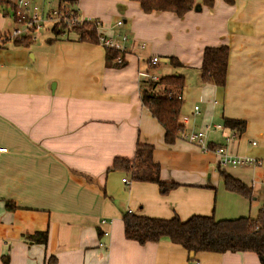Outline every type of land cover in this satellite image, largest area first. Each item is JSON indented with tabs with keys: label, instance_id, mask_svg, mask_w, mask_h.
Listing matches in <instances>:
<instances>
[{
	"label": "crops",
	"instance_id": "1",
	"mask_svg": "<svg viewBox=\"0 0 264 264\" xmlns=\"http://www.w3.org/2000/svg\"><path fill=\"white\" fill-rule=\"evenodd\" d=\"M3 1L0 35L23 26L13 5L25 15L19 0ZM26 1L29 13L54 18L43 28L51 26V37L38 41L31 31L27 46L0 44V148L7 149L0 152V264H261L252 252H201L191 262L170 240L142 245L125 237L123 215L228 220L264 208V167L222 166L216 153L223 147L264 160V0H197L183 17L146 13L133 0H63L79 20L97 23L98 35L122 44L121 65L102 44L67 29L56 36L59 0ZM221 46L229 48L223 87L201 79L205 50ZM153 57L165 61L153 66ZM146 75L184 79L183 134L172 144L143 102ZM227 119L244 121L245 131ZM199 131L207 150L186 139ZM138 145L152 147L160 180L176 187L162 194L157 183L110 170L115 159L134 158ZM72 171L96 178L105 192ZM223 173L252 189V198L228 190Z\"/></svg>",
	"mask_w": 264,
	"mask_h": 264
},
{
	"label": "trees",
	"instance_id": "2",
	"mask_svg": "<svg viewBox=\"0 0 264 264\" xmlns=\"http://www.w3.org/2000/svg\"><path fill=\"white\" fill-rule=\"evenodd\" d=\"M140 3L146 13L153 11H170L183 17L187 12L196 7L197 0H133ZM71 2V1H70ZM212 4V2L205 1ZM7 3V2H6ZM5 1L0 0V8L7 6ZM15 22L18 25L26 23V16L21 13L17 6L13 5ZM75 11V10H73ZM93 23L84 21L81 25L69 26L65 18L61 17L55 25L53 32L56 36L62 34L66 29L79 35L80 41L99 44V35ZM34 41L32 37L22 36L15 38L17 46H27ZM109 58L115 61L124 56L122 52L107 48ZM229 48L221 46L218 48H207L204 52V60L201 67V79L204 83L215 86H225L227 82ZM117 64V63H116ZM171 64L179 66L174 58ZM118 65V64H117ZM148 87L143 90V102L149 108L152 115L164 126L166 130L165 140L168 144L174 143L183 134V127L178 122V112L181 101L168 99L167 96H158L156 88L168 92H181L184 87V79L181 76H164L158 81L147 79ZM226 126L242 133L246 129V123L238 120H226ZM152 147L138 145L134 158H117L114 160L110 170L127 172L135 181H146L157 183L160 192L166 194L176 187V184L162 182L159 177L160 167L152 157ZM74 177L91 186H99L96 178L72 171ZM225 186L230 191L238 192L247 198H252V189L236 178L223 173ZM102 189V187H100ZM103 190V189H102ZM104 191V190H103ZM105 192V191H104ZM125 237L128 240L137 241L144 245L148 242L170 240L181 245L189 253L201 252H252L255 253L261 264H264V208L255 217H240L237 219L216 220L212 216H193L187 221L179 217L172 219H158L133 212L123 215ZM190 258L191 262L195 261ZM53 262V259H52Z\"/></svg>",
	"mask_w": 264,
	"mask_h": 264
},
{
	"label": "built area",
	"instance_id": "3",
	"mask_svg": "<svg viewBox=\"0 0 264 264\" xmlns=\"http://www.w3.org/2000/svg\"><path fill=\"white\" fill-rule=\"evenodd\" d=\"M61 2L58 11L56 14L58 15V18L60 20L61 17L65 18L66 23L69 26L73 25H81L83 24L84 21H81L78 19L77 16L70 11L67 6L65 5L63 0H59ZM29 3L26 0H19L18 1V6L24 9L25 16H26V23L17 29H14L11 33L6 34V35H0V44L5 41H9L18 37H22L26 35L28 32L31 31H39L44 28V25L47 21H51L54 17L39 14L38 12H33L29 13ZM93 23V22H92ZM94 26H98L97 23H93ZM118 24H122V22H119ZM127 40L126 36H123V41ZM99 44H102L104 47L107 48H112L115 50H118L122 53H125L126 49L122 46L120 43H116L113 40L105 38L103 35H99ZM124 56L118 57L116 60V63L121 65L124 64ZM165 60L160 58V57H153L150 60V64L155 66L159 65L160 63L164 62ZM144 75V74H143ZM147 78L153 81H158L159 78L156 75L148 76L146 75ZM156 94L158 96H167L168 99H177L178 101L183 100V95L181 92H173V91H168L165 92L161 90L160 88H156ZM199 107L196 106L195 110L198 112ZM205 133L203 131H199L197 133H190L186 136V139L189 140L192 143L199 144L201 148L204 150L209 149V146L206 144L205 141ZM6 148H0V152H6ZM216 153L219 157V163L222 166H250L252 168H260L264 167V160L259 159V158H254L252 156H235L226 151L225 148L219 147L216 150ZM124 183H128L127 178H123ZM106 222L105 220L102 221V223ZM107 233V232H105Z\"/></svg>",
	"mask_w": 264,
	"mask_h": 264
},
{
	"label": "rangeland",
	"instance_id": "4",
	"mask_svg": "<svg viewBox=\"0 0 264 264\" xmlns=\"http://www.w3.org/2000/svg\"><path fill=\"white\" fill-rule=\"evenodd\" d=\"M36 36L38 37V41L44 37L43 35H49L50 37L52 36V32H51V26H47L46 29H42V30H39V31H36ZM48 36V37H49ZM47 37V36H45Z\"/></svg>",
	"mask_w": 264,
	"mask_h": 264
},
{
	"label": "water",
	"instance_id": "5",
	"mask_svg": "<svg viewBox=\"0 0 264 264\" xmlns=\"http://www.w3.org/2000/svg\"><path fill=\"white\" fill-rule=\"evenodd\" d=\"M194 255H195L194 252H191L190 253V258H194Z\"/></svg>",
	"mask_w": 264,
	"mask_h": 264
}]
</instances>
